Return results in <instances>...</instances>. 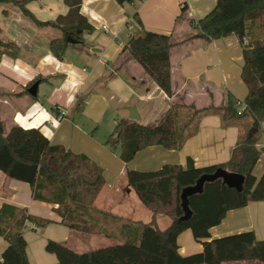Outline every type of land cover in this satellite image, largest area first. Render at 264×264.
Here are the masks:
<instances>
[{
    "label": "crops",
    "instance_id": "crops-1",
    "mask_svg": "<svg viewBox=\"0 0 264 264\" xmlns=\"http://www.w3.org/2000/svg\"><path fill=\"white\" fill-rule=\"evenodd\" d=\"M216 3L217 0H133L123 4L116 0H82L80 15L92 30H81L82 41L68 42L63 59L53 55L50 41L63 35L62 28L73 26L74 22L66 18L70 8L65 0H28L25 3L37 20L57 23L59 33L38 26L17 9L0 7V38L13 41L19 47L17 57L8 54L0 57V119L4 135L16 125L25 128L16 119L17 115L25 116L27 128H40L52 144L84 154L103 169L105 178V184L92 201H72L66 192L55 196L59 199H53L54 195L46 191L45 195L50 199L43 201L34 198L30 184L10 179L0 171V209L7 206L9 220L13 221L22 213L50 220L44 226L27 222L22 230L30 264L57 261L55 254L45 250L48 239L70 242L74 250L84 252L88 251V246L108 242L110 237L117 241L133 233L136 237L138 231L132 228V222L144 223L139 221V216L146 217L148 212L134 201L135 191L128 185L127 169L156 170L165 163L185 167L189 157L195 166H207L231 158L232 149L249 119L245 117L235 125L225 127L221 113L215 110L193 116L191 108L175 107L176 128L181 129L191 120L184 130L186 138L182 147L168 150L160 145L149 146L138 151L128 163L114 155L112 159L100 158L101 145L91 137L102 120H111L114 130L119 120L130 119L128 106L136 108L140 116L137 122L147 124L156 122L166 105L176 99V95L168 97L164 94L141 66L122 51L130 35L143 27L172 33L176 39L186 37L196 32L189 27V18H203ZM184 4L188 10L177 21ZM85 6L87 12L82 11ZM135 14L142 22L141 26L134 18ZM60 16L65 19L59 20ZM10 17H13L11 22L3 21ZM22 20L26 27L20 31ZM103 24L107 25V30L103 29ZM6 29L14 32H4ZM195 45L193 47L191 41L171 48L175 91L184 92L187 102L198 101V105H204L209 98L202 90L206 86L202 85L208 82L213 87L224 86L237 99L244 100L248 88L241 79L243 49L237 36L208 43L198 40ZM73 79L75 86L70 83ZM34 82L39 83L36 96L28 92ZM69 97H72L71 101ZM40 113L50 118L36 121ZM80 122H83L81 126ZM84 124L90 131H85ZM112 138L116 142L115 136ZM263 140L264 136L260 148L264 147ZM138 159H145L143 167L136 162ZM263 171L264 152L254 168V175L259 177ZM148 211L151 217V211ZM69 215L74 216L73 223L79 224L80 228L70 227L62 221ZM247 230L254 231L258 240H264V200L250 201L244 207L229 210L219 225L211 227L210 234L211 238H216ZM191 239L194 245H191ZM178 243L183 255L203 249L189 229L179 235ZM7 246L8 242L0 235V254Z\"/></svg>",
    "mask_w": 264,
    "mask_h": 264
},
{
    "label": "trees",
    "instance_id": "trees-1",
    "mask_svg": "<svg viewBox=\"0 0 264 264\" xmlns=\"http://www.w3.org/2000/svg\"><path fill=\"white\" fill-rule=\"evenodd\" d=\"M27 1L0 0L13 2L24 16L38 26L57 25L55 22L37 20L26 8ZM116 1L123 4L133 0ZM65 2L70 8L66 18L74 23L69 28H62L61 37L50 41L51 52L58 59H63L68 37L82 41V33H78V30H92L80 15L82 0ZM187 10L188 6L184 4L176 20L183 17ZM134 18L141 26L137 14ZM60 19L65 18L60 16ZM188 25L196 32L180 39L174 38L172 33L155 32L143 27L130 35L122 51L141 66L164 94L168 97L176 95V99L166 105L156 122L146 124L125 118L119 120L109 139L116 137V143L121 147L120 157L125 163L149 146L160 145L168 150H179L186 138L184 130L191 120L181 129L176 128L173 109L177 106L189 107L193 110V116L215 110L221 113L225 127L235 125L242 118L249 119L232 149L231 158L224 163L207 166H195L194 160L189 157L185 167L165 163L156 170L127 169L128 185L153 214L150 222L140 223L138 242L128 240L78 252L65 242L48 239L45 250L55 254L57 261L53 264H264V240H258L254 231L216 238H211L210 234L211 227L219 225L229 210L244 207L250 201L264 200V171L259 177L254 175V168L264 151V147H259L264 136V0H217L207 15L198 20L189 18ZM230 35L237 36L243 49L241 78L248 88L244 110L238 111V99L226 87H213L208 82L202 85L206 86L202 90L209 98L207 104L187 102L184 92H177L174 88L171 48L191 41L194 47L198 40L208 43ZM18 52L17 44L0 38V57L4 54L17 57ZM218 168L242 174V191L228 187L221 178L205 182L201 193L189 197L191 217L180 221L184 214L182 189L195 185L200 176L212 174ZM0 171L10 179L30 184L34 198L43 201L50 199L45 191L51 192L53 199L66 192L72 201H92L105 184L102 168L84 154H76L62 145L52 144L40 128L16 125L4 135L1 119ZM6 207L0 209V235L8 246L0 254V264H30L22 230L27 222L44 226L50 220L22 213L12 221L6 215ZM158 214L166 215L172 221L165 229L159 228L156 222ZM73 219L74 216L69 215L68 218L64 216L62 221L70 227L80 228L79 224L73 223ZM188 229L203 249L183 255L179 251L178 237Z\"/></svg>",
    "mask_w": 264,
    "mask_h": 264
},
{
    "label": "rangeland",
    "instance_id": "rangeland-1",
    "mask_svg": "<svg viewBox=\"0 0 264 264\" xmlns=\"http://www.w3.org/2000/svg\"><path fill=\"white\" fill-rule=\"evenodd\" d=\"M0 7H3L5 9L6 8H10V9H13L14 8V9H17L22 14L20 8L17 5H15L13 2H0ZM13 17L4 18L3 21H6V22L10 21L11 22L12 19H13ZM24 27H26V24L22 20L21 23H20V29L19 30L22 31V29ZM41 27H43V28L44 27L50 28L52 31L55 30L57 33H59V29H60L58 25H54V26H52V25L50 26L49 25V26H41ZM11 31L14 32V30H8V29L4 30V32H8V33L11 32ZM28 33H30V32L28 31ZM13 38H14V35H13L12 39ZM24 55L27 56L25 53H24ZM41 96H42V94H41ZM234 97L236 98V96H234ZM86 120H88V119H86ZM111 123H112L111 120H109V121L108 120H102V121H100L99 128L96 129L95 133L91 134V137L94 140L98 141L100 143V145H101V149H100V152H99V157L100 158L112 159L113 158V155H114L119 160H122L121 157H120V151H121L120 144H118L114 140H112L113 138L112 139H109L110 135L112 134L111 132L113 131V128L111 126ZM82 124H83V122H80L79 123V126H81ZM86 125H87V123H86ZM86 125H85L84 129L87 132L89 130V128ZM261 140H260V142H261ZM263 142H264V140H263ZM144 161H145V159H138L136 162L139 163V165H141V167H143V162ZM133 196L135 198L134 199L135 203L139 204L140 208H142L143 210H146L148 212V215L146 217L145 216H139V221H143L144 223L151 221L152 216H153L152 215V212H151V217H150V213H149L148 209L146 208V206L142 203V201L139 200V198L137 197V195L135 193H133ZM156 218H157L156 220H157V223H158L159 228L165 229L166 227H168L170 225V218L168 216L163 215V214H158V215H156ZM28 228H30V227H28ZM132 228L135 229V230H137V231H139L140 224L137 223V222H132ZM27 232L29 234H31L30 231H27ZM128 240H130L132 242H138L137 241L138 240L137 236L135 237L134 236V233H133L132 236H127L126 235L125 238H124V240H119V241L112 240V237H110L108 239V242H106L104 244H100L99 246H88L87 249L89 251V250H93V249H97V248H101V247H106L108 245H112V244H115V243H121L123 241H128ZM66 243H67V246H69L71 248L74 247V246H72L70 244V242H66ZM191 245H194V241L192 239H191ZM43 250H44V248H43ZM192 253H194V252H192Z\"/></svg>",
    "mask_w": 264,
    "mask_h": 264
},
{
    "label": "water",
    "instance_id": "water-1",
    "mask_svg": "<svg viewBox=\"0 0 264 264\" xmlns=\"http://www.w3.org/2000/svg\"><path fill=\"white\" fill-rule=\"evenodd\" d=\"M78 33H81V30H78ZM68 42L76 43L78 42V39L73 37L67 38ZM38 82H34L29 88L28 92L32 96L37 95V87ZM129 110V118L134 121H139L140 116L137 113L136 108L133 106L127 107ZM221 178L223 180V183L226 184L230 188H234L237 191H242L243 189V183H244V176L242 174H239L237 172H229L226 169L218 168L214 173L212 174H203L200 176V178L196 181L195 185L187 186L182 189L181 192V206L183 208L184 214L180 217V221L188 220L191 215L192 211L189 207V197L201 193L204 188L205 182H210L215 179Z\"/></svg>",
    "mask_w": 264,
    "mask_h": 264
},
{
    "label": "clouds",
    "instance_id": "clouds-1",
    "mask_svg": "<svg viewBox=\"0 0 264 264\" xmlns=\"http://www.w3.org/2000/svg\"><path fill=\"white\" fill-rule=\"evenodd\" d=\"M82 11L87 12L88 11L87 6H85L82 9ZM94 18H96V17H94ZM49 59L51 60V58H49ZM70 83H72L73 86H75V80L74 79L72 81H70ZM71 99H72V97H69V101H71ZM49 118L50 117L48 115H45L44 113H40V115L36 116V121L42 122L43 120L49 119ZM16 119H18L21 123H23L25 128L29 127V125L27 123H24L25 120H26V117L25 116L17 115L16 116ZM53 123L56 124L57 121L56 120H53Z\"/></svg>",
    "mask_w": 264,
    "mask_h": 264
},
{
    "label": "built area",
    "instance_id": "built-area-1",
    "mask_svg": "<svg viewBox=\"0 0 264 264\" xmlns=\"http://www.w3.org/2000/svg\"><path fill=\"white\" fill-rule=\"evenodd\" d=\"M102 27H103V29H105V30L108 29V27H107L106 24H103ZM244 40L247 41V38L245 37ZM236 106L238 107V111H239V112H242V111L244 110V108H245V102H244V100H240V99H238V100L236 101ZM63 114H64V112L61 113V115H63Z\"/></svg>",
    "mask_w": 264,
    "mask_h": 264
}]
</instances>
